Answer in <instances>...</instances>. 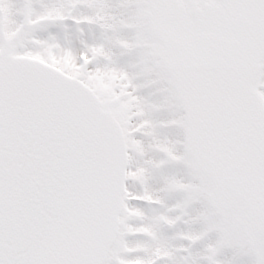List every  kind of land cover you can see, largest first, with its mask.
Listing matches in <instances>:
<instances>
[{"label": "snow or ice", "instance_id": "1", "mask_svg": "<svg viewBox=\"0 0 264 264\" xmlns=\"http://www.w3.org/2000/svg\"><path fill=\"white\" fill-rule=\"evenodd\" d=\"M0 264H264V0H0Z\"/></svg>", "mask_w": 264, "mask_h": 264}]
</instances>
